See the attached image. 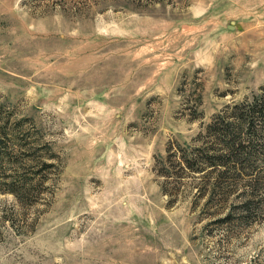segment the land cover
I'll return each mask as SVG.
<instances>
[{"label": "rangeland", "instance_id": "obj_1", "mask_svg": "<svg viewBox=\"0 0 264 264\" xmlns=\"http://www.w3.org/2000/svg\"><path fill=\"white\" fill-rule=\"evenodd\" d=\"M262 92L264 0H0V264H264L174 158Z\"/></svg>", "mask_w": 264, "mask_h": 264}, {"label": "trees", "instance_id": "obj_2", "mask_svg": "<svg viewBox=\"0 0 264 264\" xmlns=\"http://www.w3.org/2000/svg\"><path fill=\"white\" fill-rule=\"evenodd\" d=\"M3 123L0 125V163L14 153L9 146L7 123ZM198 140L196 146H177L174 155L179 167L177 177L183 178L187 172L196 177L198 201L208 196L209 203L216 201L218 206H229L228 198L242 189L243 199L236 209L250 214L262 207L264 198L259 197V192L264 189L261 183L264 172L261 175L258 169L264 164V92L226 106L212 117ZM159 175L171 177L165 171ZM230 219L224 223L230 224Z\"/></svg>", "mask_w": 264, "mask_h": 264}]
</instances>
